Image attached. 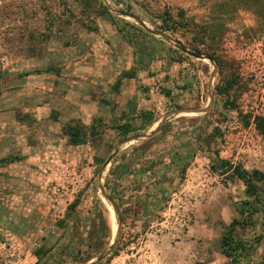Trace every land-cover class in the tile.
<instances>
[{
    "label": "rangeland",
    "instance_id": "rangeland-1",
    "mask_svg": "<svg viewBox=\"0 0 264 264\" xmlns=\"http://www.w3.org/2000/svg\"><path fill=\"white\" fill-rule=\"evenodd\" d=\"M262 9L0 0V97L12 92L0 98V264H105L117 227L105 196L121 221L108 264H231L220 240L233 221L238 264H264V186L252 199L215 170L264 173Z\"/></svg>",
    "mask_w": 264,
    "mask_h": 264
},
{
    "label": "trees",
    "instance_id": "trees-1",
    "mask_svg": "<svg viewBox=\"0 0 264 264\" xmlns=\"http://www.w3.org/2000/svg\"><path fill=\"white\" fill-rule=\"evenodd\" d=\"M178 17L180 18V22L185 23L183 26L184 28H187L189 26L188 21L184 18L183 11L179 10ZM259 16H261L264 19V9L258 13ZM192 22V21H191ZM168 23L174 24V22H171V16L167 15L166 18H162V25L163 27H168ZM172 28L169 26L167 28L168 31H170ZM122 78L127 79H134L135 76L132 72H124L122 74ZM120 84V80H118L117 85ZM229 88V86H228ZM228 88L225 89V91L228 90ZM255 125L256 129L264 134V117L256 118L255 119ZM93 127L91 128V133L93 135ZM124 130H127L125 127ZM66 136H68L69 141L73 145H78L80 140V130L76 126H66V128L63 129ZM214 167V166H213ZM216 171H220L222 174L231 173V177L237 178L239 181H241L245 186V194L247 197L256 199L258 198L261 190V186H264V173H262L259 170H253V171H247L244 169L241 165H232L231 163L227 162L226 160H218L216 167ZM79 201L75 200L70 205L71 209H74L78 206ZM246 205V203H244ZM240 215H243V211L239 210ZM243 225L242 222L233 221L229 226L228 230L222 235L220 240V248L221 253L229 259L231 264H238V261L240 260L241 253L244 251V245L240 243L239 241H236L234 239L233 233L236 230L237 226ZM116 250L118 248H113L112 255L106 259L105 264H108L112 258L116 255ZM96 264H101V261H99Z\"/></svg>",
    "mask_w": 264,
    "mask_h": 264
},
{
    "label": "water",
    "instance_id": "water-1",
    "mask_svg": "<svg viewBox=\"0 0 264 264\" xmlns=\"http://www.w3.org/2000/svg\"><path fill=\"white\" fill-rule=\"evenodd\" d=\"M179 49L182 51V52H184V53H186L187 55H189V56H191V57H193V58H206V59H209L208 57H206V56H203V55H201V54H199V53H195V52H192V51H189V50H187L186 48H184V47H179ZM135 139H137V138H135ZM117 153V150H114V152H113V154H111L109 157H108V159L104 162V165H103V167H102V170L110 163V161L113 159V157L115 156V154ZM105 199L111 204V206H112V208H113V210H114V212H115V217H116V222H117V227H116V240H115V242H114V244L113 245H111V247L109 248V251L110 250H112L113 248H114V246H115V244L117 243V241H118V238H119V236H120V216H119V212H118V209H117V207L115 206V204L113 203V201L110 199V198H108L107 196H105ZM99 261H101V257H99V258H97L96 259V261L93 263V264H96V263H98Z\"/></svg>",
    "mask_w": 264,
    "mask_h": 264
},
{
    "label": "crops",
    "instance_id": "crops-1",
    "mask_svg": "<svg viewBox=\"0 0 264 264\" xmlns=\"http://www.w3.org/2000/svg\"><path fill=\"white\" fill-rule=\"evenodd\" d=\"M11 94H12V92H10V93L3 92L2 93L0 98H1V100H3V103H7L8 101H10V99H8L7 97L11 96Z\"/></svg>",
    "mask_w": 264,
    "mask_h": 264
},
{
    "label": "bare ground",
    "instance_id": "bare-ground-1",
    "mask_svg": "<svg viewBox=\"0 0 264 264\" xmlns=\"http://www.w3.org/2000/svg\"><path fill=\"white\" fill-rule=\"evenodd\" d=\"M111 226H112V228L114 229V223H113V222H112V225H111Z\"/></svg>",
    "mask_w": 264,
    "mask_h": 264
}]
</instances>
